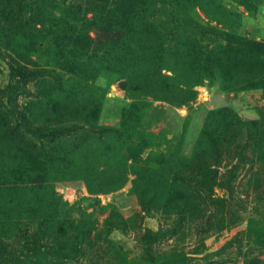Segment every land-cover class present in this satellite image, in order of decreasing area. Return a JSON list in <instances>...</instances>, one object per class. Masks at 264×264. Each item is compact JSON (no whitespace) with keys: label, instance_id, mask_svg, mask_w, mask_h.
Instances as JSON below:
<instances>
[{"label":"rangeland","instance_id":"1","mask_svg":"<svg viewBox=\"0 0 264 264\" xmlns=\"http://www.w3.org/2000/svg\"><path fill=\"white\" fill-rule=\"evenodd\" d=\"M0 264H264V0H0Z\"/></svg>","mask_w":264,"mask_h":264},{"label":"trees","instance_id":"2","mask_svg":"<svg viewBox=\"0 0 264 264\" xmlns=\"http://www.w3.org/2000/svg\"><path fill=\"white\" fill-rule=\"evenodd\" d=\"M230 170V169H229ZM229 170H227V171H229Z\"/></svg>","mask_w":264,"mask_h":264}]
</instances>
